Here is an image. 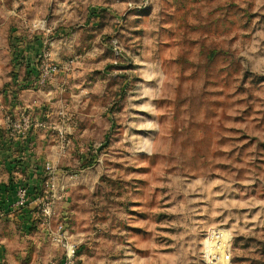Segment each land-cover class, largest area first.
Masks as SVG:
<instances>
[{"label":"rangeland","instance_id":"1","mask_svg":"<svg viewBox=\"0 0 264 264\" xmlns=\"http://www.w3.org/2000/svg\"><path fill=\"white\" fill-rule=\"evenodd\" d=\"M0 189V264H264V0H0Z\"/></svg>","mask_w":264,"mask_h":264},{"label":"built area","instance_id":"2","mask_svg":"<svg viewBox=\"0 0 264 264\" xmlns=\"http://www.w3.org/2000/svg\"><path fill=\"white\" fill-rule=\"evenodd\" d=\"M18 196H19V201L20 203H25L28 199V192L26 188H21L18 191ZM52 211V205L51 203L47 204V207L45 209V212L47 213V215H50V212ZM57 233L59 234V238H60V242H61V246L63 248V259H62V263L61 264H78L77 263V257H76V252H75V246L74 244H72L68 237H67V231L65 230L64 226H60L59 230L57 231ZM222 242H217L214 241L213 245H214V250L213 251H217L218 246H220ZM212 251V252H213ZM208 254V251H207ZM208 257H211V260L214 262V254H208ZM46 264H56L55 262H48Z\"/></svg>","mask_w":264,"mask_h":264},{"label":"crops","instance_id":"3","mask_svg":"<svg viewBox=\"0 0 264 264\" xmlns=\"http://www.w3.org/2000/svg\"><path fill=\"white\" fill-rule=\"evenodd\" d=\"M30 186L34 187V185H30ZM32 192H33V190H32ZM4 196H6L4 190L3 189L2 190L0 189V200L2 201V203L4 202V204L2 205L3 212H5L7 214V209H6L7 208V206H6L7 204L5 202L6 198ZM33 200H34V197H32V201ZM28 217H29V219L32 217V212H31L30 209L28 210ZM5 251H6L5 244L2 241H0V263H2V262L5 261V259H4Z\"/></svg>","mask_w":264,"mask_h":264},{"label":"trees","instance_id":"4","mask_svg":"<svg viewBox=\"0 0 264 264\" xmlns=\"http://www.w3.org/2000/svg\"><path fill=\"white\" fill-rule=\"evenodd\" d=\"M26 189H27V192H28V198L31 196V195H33V192L35 191V187H32V186H30V185H26V186H24ZM32 190H33V192H32ZM27 201H28V199H27Z\"/></svg>","mask_w":264,"mask_h":264}]
</instances>
